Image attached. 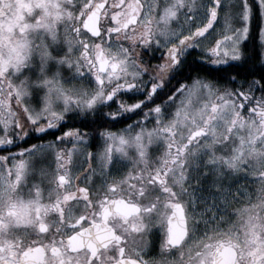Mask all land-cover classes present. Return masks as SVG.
I'll return each instance as SVG.
<instances>
[{"label":"snow or ice","instance_id":"1","mask_svg":"<svg viewBox=\"0 0 264 264\" xmlns=\"http://www.w3.org/2000/svg\"><path fill=\"white\" fill-rule=\"evenodd\" d=\"M256 2L264 9V0ZM235 4L0 0V146L59 132L48 145L53 164L46 178L26 179L43 141L14 152L0 148V264H264V38L249 34V0H239L238 15ZM203 8L205 23L177 26ZM218 17V37L203 41ZM54 47L64 49L54 58L69 66L72 82L58 73L24 76L37 56L43 72ZM33 83L45 89L40 104L29 99ZM129 96L139 99L129 103ZM160 96L170 111L155 103ZM136 109L142 115L135 123L101 129L99 188L81 183L74 164L90 132L64 124L89 110L97 119L127 120L118 114ZM154 138L164 150L150 158ZM130 146L136 154L127 171L106 172ZM199 149L205 173L243 171L256 186L230 216L193 236L183 194L195 199L191 154ZM85 155L92 160L90 149ZM159 230L160 250L145 258Z\"/></svg>","mask_w":264,"mask_h":264},{"label":"flooded vegetation","instance_id":"2","mask_svg":"<svg viewBox=\"0 0 264 264\" xmlns=\"http://www.w3.org/2000/svg\"><path fill=\"white\" fill-rule=\"evenodd\" d=\"M19 3H23V0H19ZM19 4L14 5L9 11L13 16L17 15V9ZM136 96L126 97L129 103L134 102ZM162 98V97H161ZM161 100L162 112L166 113L169 110V106L164 101V97ZM93 115L94 117H89ZM118 115H127V120H119L113 122L110 118L97 119L95 112L89 110L87 114H78L72 118V123L64 124V128L74 127H87L90 135L87 140L86 149H97V138L101 137V129H111L113 131L117 129H123L130 124L135 123L142 112L140 109H136L131 113H119ZM80 119V120H79ZM64 128L59 131L62 132ZM94 130V131H93ZM56 135L59 132L56 129H49L46 133H35L31 138L24 137L19 142H15V145H8L10 152L14 149H28L32 143L39 144L41 141L45 143L55 140ZM67 139V138H66ZM25 140V141H24ZM44 146V145H43ZM13 149V150H14ZM15 151V150H14ZM150 158H156L163 150L156 151L155 148L147 149ZM117 157V156H116ZM134 158V156H133ZM133 158H128L126 161H120V158L113 157L115 163L110 169H105L110 175H121L129 168L133 162ZM129 161V166L126 162ZM204 156L195 158L194 154H191V167L193 180L199 177V182L192 185L191 191L194 193L195 199L188 194H183L185 203V211L189 217V230L190 234L195 236L201 234L206 227L216 222L221 217H228L231 215L232 208L240 207L235 202L242 199L245 195L254 191L256 183L253 177L243 171L235 172L229 171L227 168L221 170L219 167L205 173L204 168ZM92 166L93 171L89 172L88 167ZM74 170L80 172V182L86 183L90 186L99 188L103 181L104 173L100 171L99 162L94 160L75 159ZM38 178H34L36 180ZM32 180V181H33ZM218 187L220 190L218 191ZM154 244L149 246L148 257L154 256L156 252L160 250L161 242L163 239V232L159 230L153 235Z\"/></svg>","mask_w":264,"mask_h":264},{"label":"rangeland","instance_id":"3","mask_svg":"<svg viewBox=\"0 0 264 264\" xmlns=\"http://www.w3.org/2000/svg\"><path fill=\"white\" fill-rule=\"evenodd\" d=\"M253 1L257 3L256 0H253ZM208 2L209 0H204L205 5ZM257 5H258V10L260 11L259 17L261 20V14L262 12H264V9H262L259 4ZM234 7L236 10V14L238 15L239 9H240L239 0H236V4ZM206 20H207V11H206V8H203L193 17V19L186 21L183 24H179L178 22L177 26L180 27L181 30L187 31V30L193 29L198 24L205 23ZM229 20H231V17H229ZM227 22L228 21H225V23ZM219 25H220V19L218 17L217 21L213 23V25L205 32V34L201 37V39L205 42L210 41V40H215L219 35ZM259 31H260L259 39L264 38V30L261 29V24L259 27ZM63 54H64L63 48L54 47L53 58H50L44 63L43 72L41 71V64H40L39 57L38 56L35 57L32 60V62L28 66H26V68L23 70L24 76L30 78L32 81H36L38 78H43L44 74L52 75L53 73H58L63 82H66V83L72 82L71 70L69 66L66 64L61 65L59 61L54 58L57 56H62ZM44 91L45 89L41 85L33 83L30 89V92H29V99L31 100V102L33 104H40L42 102ZM169 110L171 109L169 108ZM19 141L20 140L16 142H19ZM49 144H51V142L43 144L44 146L37 148L35 152L31 153V158H30L31 159V169L26 178L27 180L32 181L34 178H39V177L46 178L49 175L52 164H53V158H52L53 154H52V151L48 147ZM35 145L37 144L32 143L30 146H35ZM97 145L98 147L96 151L92 149L90 150L93 153L94 160H96V162L98 161L100 165V161H101V157H102V153L104 149L103 136H101L100 138L99 137L97 138ZM5 147L8 148V146H0V148H5ZM149 147H150V150H152L153 148H155L156 151L164 150L163 142L159 138H154L151 141V143L148 145V148ZM86 148H87V145L83 149H78L76 159L86 158V155H85L87 151ZM14 150H12V152H14ZM135 154L136 153H135L134 146H130L129 150H127V153L125 155L116 154L114 157L115 159L119 157L120 161L122 160L126 161L128 158L132 159L133 156H135ZM193 154L195 158L204 156V161L207 160L206 154L203 152V149H199L193 152ZM128 164H129V161L126 162L127 166H129ZM33 172L36 173L35 176L32 175Z\"/></svg>","mask_w":264,"mask_h":264},{"label":"trees","instance_id":"4","mask_svg":"<svg viewBox=\"0 0 264 264\" xmlns=\"http://www.w3.org/2000/svg\"><path fill=\"white\" fill-rule=\"evenodd\" d=\"M249 2L251 3V14H250V20H249V28H250V36L253 40H257L259 39V27L261 24V20H260V11L258 10V5L257 3H255L253 0H249ZM258 59V58H257ZM249 70L252 72H256L257 68L255 66L254 63L250 62L249 63ZM163 96H160L159 99L155 100V103L161 104V100H163L162 98ZM139 99V97H135L134 100ZM75 117V116H74ZM89 117H94L93 115H89ZM80 120V119H79ZM25 141V140H24ZM14 148H12L13 150ZM8 151H10L9 149H7Z\"/></svg>","mask_w":264,"mask_h":264}]
</instances>
